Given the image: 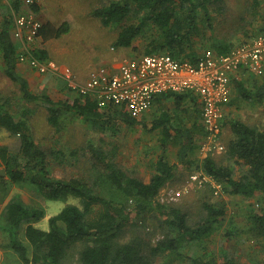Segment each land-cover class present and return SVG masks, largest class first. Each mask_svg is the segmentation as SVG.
Here are the masks:
<instances>
[{
    "label": "trees",
    "instance_id": "1",
    "mask_svg": "<svg viewBox=\"0 0 264 264\" xmlns=\"http://www.w3.org/2000/svg\"><path fill=\"white\" fill-rule=\"evenodd\" d=\"M222 3L223 0H110L108 4L92 10L91 16L97 18L103 27L119 28L112 43L114 49H128L135 41L142 40L144 45L139 50L142 55L162 52L175 60L194 62L199 56L198 42L209 40L201 29L210 27L211 10L214 13ZM252 5L254 15L258 2L253 1ZM11 6L18 11L22 4L14 1ZM30 9L36 14L39 6H31ZM6 11L8 13L2 16L0 26L4 74L17 87L23 100L43 101L48 110L47 122L57 132L63 111L73 112L86 120L100 121L103 131L112 129V121L130 127L146 126L122 107L103 111L96 102L84 96L56 102L47 95L33 93L16 71L17 44L12 38L13 20L8 7ZM67 31L66 24L59 28L46 24L42 25L39 36L46 40ZM261 33H264V28L255 36ZM209 47L217 54H225L234 45L216 41ZM34 55L39 60L49 59L47 52L40 48L34 51ZM239 93L249 101H264L263 86L253 93L246 90ZM159 96L173 99L175 108L172 112H161L151 122L149 130L159 132L161 155L147 182L131 169H120L114 162V151L104 150L92 142L86 144L92 161L83 177L60 178L53 175L54 159L50 160V157L62 158L64 154L41 148L34 141L27 111H23L22 118L16 120L7 107L8 102L0 101V130L4 129L19 141V149L14 154L9 152L8 146H0V159L8 180L32 184L45 201L64 202L69 197L79 200V205L67 204L51 216L48 230L30 223L44 217L42 208L24 203L19 196L8 201L1 212L4 225L0 228L7 233L9 246L21 264H157V258L164 254L167 255L165 264H215L213 257L186 256L183 250L191 243L203 248L214 223L224 215L222 209L209 202L203 203L205 216L190 226L178 207L156 201L160 190L174 179L177 164H191L190 155L197 148L195 138L202 132L198 123L200 108L194 96L188 93H163ZM228 124L233 138L223 152L230 162L241 163L246 169L235 179L231 163H216L212 156L204 158L198 169L220 184L222 193L247 199L253 198L256 192L262 195V206L251 212L250 221L253 225L251 231L263 240L264 249V131L237 120ZM169 145L176 148L177 164L171 163L167 157ZM75 156L73 151L70 157ZM4 179L0 176V182ZM131 212L135 214L134 220H131ZM150 217L158 220L163 232V237L155 244L147 242L149 235H142L144 224ZM21 229L24 242L19 235ZM125 230L131 231L133 236L127 241L121 240ZM136 232L141 234L134 236ZM223 263L232 264L226 258Z\"/></svg>",
    "mask_w": 264,
    "mask_h": 264
},
{
    "label": "rangeland",
    "instance_id": "2",
    "mask_svg": "<svg viewBox=\"0 0 264 264\" xmlns=\"http://www.w3.org/2000/svg\"><path fill=\"white\" fill-rule=\"evenodd\" d=\"M0 1L7 3L12 20L17 14L28 10L26 6L22 5L20 10L15 11L11 6L13 1ZM109 1L40 0L39 11L36 16L41 24L52 23L55 27L66 24L68 31L46 41L39 38L37 47L45 50L49 59L57 64H70L68 68H72L74 78L79 81L88 76L91 70L99 65L111 63L124 57L142 56L139 53L144 45L142 40L135 41L133 46L128 49H114L112 43L119 28L103 27L97 18L91 16L92 10L108 4ZM252 1L223 0L218 10H215L214 13L211 10L214 37L231 40L235 46L245 39L253 38L255 35L247 38L246 33H243L245 24H247L245 11ZM4 6L1 8V16L8 13ZM197 46L200 48L199 55L205 49L211 50L210 42L200 41ZM2 69L0 64V101L8 102L7 107L16 120L22 118L23 111H27L28 123L32 129L34 141L41 148L52 149L64 154L62 158L58 155L57 158L50 157V160L54 159L52 160L53 175L60 178L83 177L92 161V157L86 150V144L92 142L104 150L114 151V162L120 169H131L142 180L146 182L149 180L151 174L154 173L155 163L161 155V148L158 143L159 132L157 130L150 131V124L160 109L169 112L173 109L171 100H163L158 107L154 103L149 110L138 118L142 124L146 125L145 127L142 125L130 127L121 122L112 121L110 122L112 129L103 131L100 121L86 120L76 116L73 112L63 111L59 117L60 129L57 132L47 122L48 110L43 101L28 102L23 100L17 87L5 77ZM30 89L33 93L47 95L56 102L73 100L78 96L68 90L62 80L54 76L40 75V78L31 81ZM233 92L232 83V97ZM231 100L233 99L231 98ZM227 120L228 118L225 117L222 127V143L226 148L229 141L228 136H230L229 132L225 133L224 130L228 128ZM1 140L8 143L10 153L14 154L18 151L19 141L17 137L5 134ZM73 151L76 152V156L70 157ZM197 152L190 155L191 164L179 165L176 161V148L168 146L167 157L171 163L178 166L174 179L160 190L156 201L178 207L186 215L187 223L190 226H194L205 216L203 209L205 202L221 208L224 215L218 218V222L214 223V229L207 236L203 248H200L198 244L191 243L183 250V253L191 257L201 255H206L208 258L213 257L215 264H224V258L231 261L232 264H262L264 262L263 240L251 231L250 223L251 212L262 206L261 198L254 196L247 199L240 195H227L224 192L215 195L209 183L199 185L193 182L190 176L200 171L198 167L200 168L201 164ZM209 156H212L216 163L222 165L231 163L234 170L233 177L235 179L240 177L243 171L242 165L230 162L225 152H213ZM2 168L5 167L0 163V169ZM3 177L5 179L0 182V226L4 225L1 212L14 196H19L28 205L44 210L45 214L42 219L30 222L43 230H48V219L59 213L65 205H79V200L73 197H69L64 202L45 201L35 192L32 184L10 182L6 174ZM176 191L181 192L179 198L174 197ZM130 217L131 220H134V212H131ZM144 226L145 230L142 235H149L147 242L155 244L158 239L163 237L158 220H155L154 217L148 218ZM139 234L141 233L136 232L134 236ZM19 235L24 242L22 229L19 231ZM131 237H133L131 231L125 230L121 240L127 241ZM166 258L167 255H160L156 263L165 264ZM0 264H21L10 248L8 235L2 228H0ZM171 264L184 263L173 262Z\"/></svg>",
    "mask_w": 264,
    "mask_h": 264
},
{
    "label": "built area",
    "instance_id": "3",
    "mask_svg": "<svg viewBox=\"0 0 264 264\" xmlns=\"http://www.w3.org/2000/svg\"><path fill=\"white\" fill-rule=\"evenodd\" d=\"M9 1H20L28 9L13 18L17 62L27 64L40 75L58 77L68 90L96 102L103 111L122 107L136 119L152 107L160 94L194 96L201 105L203 136L198 152L204 158L225 150L224 107L231 99L234 73L240 69L255 75L264 73V33H261L225 54L205 49L194 62L175 60L162 52L120 58L114 65L97 66L86 80L78 82L68 67H61L51 59L39 60L34 55L42 24L30 7L39 6L40 0ZM190 179L199 185L209 183L215 195L221 193V185L201 170L191 174ZM180 196V191L174 192V197Z\"/></svg>",
    "mask_w": 264,
    "mask_h": 264
},
{
    "label": "crops",
    "instance_id": "4",
    "mask_svg": "<svg viewBox=\"0 0 264 264\" xmlns=\"http://www.w3.org/2000/svg\"><path fill=\"white\" fill-rule=\"evenodd\" d=\"M253 1L258 2V6L256 8V13L254 15L252 14ZM253 1L248 4L247 10L245 11L246 12L245 22L247 24H245V27L243 29L244 30L243 33L244 34L246 33L247 38H251L252 36H254L256 34L254 32H257V31L260 32L264 28V12H263L264 11V0H253ZM2 6L7 7V3L4 1L3 2L0 1V16H1V8H3ZM1 22H2V16L0 17V26H1ZM49 23H51V22H49ZM46 24H48V23H46ZM46 24H44V25H46ZM51 25L54 28L60 27V26L55 27V26H53L52 23H51ZM202 28H204V29H201V30H204L205 34L208 37L207 39H209L208 41H205V42H210V44H212L213 42H216V41H226V42L230 43L231 45L235 46V44L231 40L219 39V38L214 37L213 17L211 20L210 27L206 26V28L205 27H202ZM50 38H48L46 40H49ZM52 38H56V37H52ZM46 40H44V41H46ZM118 60H114L111 63H106V64H102V65H112V64L114 65ZM0 64L2 65V68H3L2 70L4 73V63L2 60L1 53H0ZM59 65L61 67H70L69 66L70 64L68 65V63H63V64H59ZM69 69L72 72V70H71L72 68H69ZM16 71L27 82L29 88H30V83L32 80L40 78L39 73L32 70L27 64L17 62V60H16ZM41 76H45V75H41ZM45 77H48V76H45ZM86 78H87V76L82 78V79L80 78L81 79L80 81L77 80L76 78L75 79L79 82H83L84 80H86ZM232 83H233L234 92H233V97H232V92H231V98L233 100L230 99L231 102L229 101V103L224 107V119H225V117L228 118V120L226 122L228 125V128H226L224 130H225V133L229 132V134H230V136H228L229 141L233 138L232 132L230 130V126L228 124V122L231 120H237V121L243 123L244 125H246L248 127L256 128L262 132L264 131V101L262 99H260V100L254 99V100L249 101V100L244 99L242 96H239L240 95L239 91H241V90H246L247 92L253 93L258 88H261L262 86L264 87V73L262 75H255V74H251V73L247 72L245 69H240V70H237L234 73V75L232 76ZM165 99L171 100L173 102V109L172 110H174L175 104H174L173 99H171V98H166L163 96H157V98H155V100H154V103L158 107V106H160L161 102ZM195 100L198 103L199 108H200V114L198 115V123L200 124L201 129H202V132L200 134H198L197 137L195 138V143L197 144V148L194 152H197L198 151V144L200 143V141H201L200 139L203 136V125L201 122V105L199 104V102L197 101L196 98H195ZM188 104L189 103H187V106H188ZM172 110L170 112H172ZM161 112H169V111H165L163 109H160L158 115L154 116V117L157 118L161 114ZM155 118H153L152 120H154ZM5 134H9V133L7 131H5L4 129H1L0 130V146H7L8 145V143L6 141L1 140L3 135H5ZM197 153H198L197 154L198 158L201 160L200 162H202L204 157L201 156L199 152H197ZM0 163H2L1 159H0ZM237 164L242 165L241 163H237ZM245 169H246V167L244 165H242V170H245ZM255 196L260 197L262 200V195L260 193L256 192ZM251 226H253L252 223H251ZM262 264H264V262Z\"/></svg>",
    "mask_w": 264,
    "mask_h": 264
},
{
    "label": "water",
    "instance_id": "5",
    "mask_svg": "<svg viewBox=\"0 0 264 264\" xmlns=\"http://www.w3.org/2000/svg\"><path fill=\"white\" fill-rule=\"evenodd\" d=\"M5 168L0 169V176H5Z\"/></svg>",
    "mask_w": 264,
    "mask_h": 264
}]
</instances>
